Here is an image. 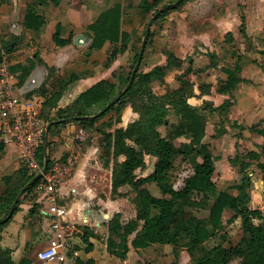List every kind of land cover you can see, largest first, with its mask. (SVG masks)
I'll list each match as a JSON object with an SVG mask.
<instances>
[{
    "label": "trees",
    "instance_id": "16d2710c",
    "mask_svg": "<svg viewBox=\"0 0 264 264\" xmlns=\"http://www.w3.org/2000/svg\"><path fill=\"white\" fill-rule=\"evenodd\" d=\"M163 1L139 0L138 8L144 15L150 12L155 15L159 9L163 8L157 18H164L176 7L169 3L160 5ZM185 1L187 0L181 2ZM47 2L58 5L61 0H31L24 19V26L27 29L38 32L43 27L45 18L36 12L35 7ZM122 14V5L116 3L102 11L87 26V34L91 38L88 51L102 48L105 42L112 44L104 62L105 67H109L119 54L124 53L130 42V33L121 29ZM145 32L146 27L143 34ZM240 32L245 37H249L243 17ZM151 36L150 33L149 37ZM226 36L227 41L233 40L231 31H228ZM53 42L60 47L71 42V36L64 37L60 23L56 24ZM21 44L16 35H11L9 38L0 35V65L4 62L5 56L16 51ZM139 49L140 45L136 48L127 71L112 72L115 82L102 79L81 92L65 106L59 104L64 92L76 80L89 76L90 71H69L58 74L53 90L46 89L43 84L35 90L37 94L44 97L41 116L48 123L74 117L73 122L79 127L92 130V138H97L96 143L104 165L108 166L110 161H113L111 196L113 198L126 196L125 192L119 191V188L123 186H129L130 192L133 193L131 201L136 211L135 217L124 222L121 214L115 213L107 222L105 243L108 251L124 258L129 250V239L134 235L131 239L134 247H146L153 243L171 244L176 255L179 248L185 247L191 257L189 264H232L234 260H237L238 264H264V216L260 208L250 206L253 175L249 172V168L255 162L261 171V180L264 181V140L256 148L249 149L245 153H237L229 158L230 163L238 167L241 176L239 181L221 190H217L213 180L216 158L208 143L204 141L207 116L210 113H216L219 116L220 126L215 128L214 136L223 134L226 126L231 123L242 129L253 130L264 138V126L255 124L241 126L231 121L229 118L232 105L230 97L217 106L209 101H204L202 107L190 105L188 98L194 95L192 74L198 70L200 72L201 69L194 70L191 59L185 66V59L176 56L172 51L166 52L164 63L154 65L148 71L138 69L132 83L123 92L130 80ZM259 52L264 57V48ZM209 56L216 58L217 55L215 52H210ZM241 58V54L238 53L233 66L222 67L226 77L217 82V92L231 93L240 82L245 81L239 74L242 70ZM37 65H44L49 75L56 72V68L49 66L38 52L28 58L26 63L11 65L9 69L17 72L20 83H24ZM216 65L214 61L207 64L206 68ZM174 69L181 71L176 76L177 85L170 87L165 84V89L156 93L153 83L159 82L164 85L166 75ZM209 87L210 85L206 83L199 84L201 92H208ZM119 95L120 98L104 113L93 117ZM124 105H130L138 113V118L126 127L113 128L121 120ZM113 109H117L120 113L104 119ZM170 114L176 121L169 122ZM68 122L70 121L54 122L49 134L53 136L60 126ZM161 125L168 126L164 135L158 129ZM220 127L223 128L221 132L218 131ZM179 137H184L188 141L176 145L175 140ZM51 143L52 140L49 139L48 167L53 161ZM6 147L8 144L0 139V157L6 152ZM67 155H63L61 159L65 160ZM146 155L156 158L154 169L149 175L139 177L136 170L146 166ZM179 155L184 161H189L193 165V171L184 179V184L180 188H175L172 183V173ZM44 157V144H42L37 152V160L40 164H43ZM22 163L23 165L15 175L2 178L0 240L3 229L12 218L13 214L9 218L6 217L13 202L21 188L34 177L27 165ZM37 182L30 184L24 191L13 213L19 208L23 198L32 191L35 193ZM153 184L157 186L161 195L152 193L149 186ZM35 196L37 197L36 194ZM226 210L233 212L227 223L240 219L241 236L235 243L228 239L227 232L220 235V240L214 239L224 228L222 218ZM29 215L31 222L37 224L38 217L42 216L37 201L33 202ZM140 222H142L141 227ZM92 233L90 229H85V241ZM90 247L89 242L88 248ZM0 264H32V261L24 256L15 262L10 249H4L0 245ZM87 264H91V261Z\"/></svg>",
    "mask_w": 264,
    "mask_h": 264
},
{
    "label": "crops",
    "instance_id": "0c3cea01",
    "mask_svg": "<svg viewBox=\"0 0 264 264\" xmlns=\"http://www.w3.org/2000/svg\"><path fill=\"white\" fill-rule=\"evenodd\" d=\"M17 1L18 3H16ZM138 2L139 0H61L58 5L47 2L43 5L35 7L36 12L45 18V24L38 32H36L32 29H27L24 26L25 15L28 7L31 5V0H0V23L2 24H0V35L9 38L7 37L9 34L6 32L9 28L10 35H16L22 41H24L25 35H28V37H31L37 44H40V42L43 43V47H50V45L44 44V42H48L49 40L53 43V46L55 45V47H60L53 42V33L55 31L56 24L60 23L64 37L71 36V42L65 45V47L69 53L71 48L73 53H75L77 50L74 46H82V43L85 42L86 38L89 41V45L91 43V38L87 34V26L92 23L102 11L112 7L116 3H120L123 11L121 29L131 35L128 48L126 49V51L130 53L132 46H135V40L140 33V23H145L146 21L145 15L138 8ZM17 6L23 8L21 15L16 17V21L8 23L9 20L12 19L13 15H15ZM242 17L245 21V15L243 14L241 16V23ZM148 21L146 22V27ZM126 24L129 28H125ZM209 30L210 29H204V31ZM228 31L232 30H227L225 34ZM111 45L112 44L110 42H105L100 49H92L90 51L87 49L86 54L88 56H94L105 52L106 56L103 55V58L99 60V65L104 66V62L108 52L110 51ZM137 47H139V45ZM39 55L45 62H48V56L51 55V53H48L47 50L43 48L41 54ZM176 56L180 57L179 55ZM83 61H86L89 64L90 57H87ZM115 61L110 64L109 67L112 69L107 76H103L94 81L93 78L99 76L93 73L73 82L75 83V86L69 88L71 86L70 85L64 92L59 102L60 106L69 104L77 95L102 79H108L109 81L115 82V76H113L112 72L114 70L122 72L121 70H123L117 69V66L119 65H116L117 63ZM17 63L22 62L16 61L15 63H10L9 66ZM48 65L53 66L51 64ZM216 66H212L211 68ZM99 68L100 66H98L97 70H99ZM69 69L64 71V73L69 72ZM85 69L87 68L80 70L71 69V71H82ZM37 72L40 71L37 70ZM55 74L56 76L58 75L57 72ZM201 83L209 84V91L201 92L199 88L200 83H198L197 86L194 84V101L191 100V97L193 96L188 98L190 105L194 107H202V103H204V101H209L212 102L214 106H217L220 104L218 101L223 102V100L228 98L229 95L238 87L242 90V93L240 96L237 95V104H233V106L231 105L229 118L231 120H237V123L241 124L243 123V120L246 119V115L253 114L257 116L256 118L258 120L263 119L262 122L264 124V107H255V100L252 96H250L253 95V92H251L253 90L250 91L249 89L244 88L245 85H243V83L239 85L241 83L240 82L238 84L239 86L237 85L231 93L227 94L217 92L216 82L202 80ZM259 86H262V89L264 90V83ZM257 96L259 100H264V95H261V91L260 94H257ZM62 101L64 104H62ZM104 118H106V116ZM137 118L138 113L135 112L130 105H127L121 112L120 122L114 125L113 128L126 127L130 122ZM174 121L176 120H170V122ZM208 123L209 120L207 116L206 134L204 139L207 135ZM69 124H67V126L59 133L60 137L65 136V140L63 139V142H59V146L57 145V156L54 155L53 157V160H57L63 155L69 154L67 157H73L75 160L70 175L66 178L59 190V201L67 207L68 214L66 219L68 224L74 230L71 237V254L68 264H87L89 261H91V264H189L191 262V257L185 247L179 248L177 255L175 254L174 247L171 244L153 243L146 247H134L131 244V239L134 235H132L129 239V250L124 258L108 251L105 243L107 235L106 225L108 220L115 213H120L122 220L126 222L135 217L136 211L131 203L129 204L126 196L116 198L111 196L113 161H110L108 166L104 165L103 160L100 158V150L98 146L94 144L95 142L86 144L85 147H80V145L77 144V141L84 140V129L81 127H75L72 125L73 123ZM81 135L83 137L82 139L79 138ZM184 141L186 142L188 139L184 138ZM8 147H12L18 157V153L14 147L11 145ZM96 154H98V156H96ZM155 161V157L146 155V166L143 169L136 170L137 175L139 177L149 175L154 169ZM129 190V186L119 188V191L122 192H128ZM34 201H37V197L35 200L34 197L31 196L23 198L19 204V208L13 213L11 220L1 233L0 245L4 249H10L12 259L15 262H18L22 257L27 256L32 261V264H43L38 258V252L48 244L50 237L49 226L51 215L47 212V206L39 203L42 216L38 217L37 224H33L31 222L29 210ZM141 224L142 222H140V227ZM87 228L93 232L88 236V242L87 240L85 241L84 238L85 229ZM89 242L91 244L90 248H88Z\"/></svg>",
    "mask_w": 264,
    "mask_h": 264
},
{
    "label": "rangeland",
    "instance_id": "374dc122",
    "mask_svg": "<svg viewBox=\"0 0 264 264\" xmlns=\"http://www.w3.org/2000/svg\"><path fill=\"white\" fill-rule=\"evenodd\" d=\"M173 2H175V0H164L160 5L171 4ZM16 3H18V1ZM22 9L23 8L20 6H17L15 15H13L8 23L16 21V17L21 15ZM152 13L153 12L147 14V19L145 15V23H140V33L138 34L135 40V46H132L130 53L125 51L118 55L117 60L115 61L117 63L116 65H119L117 66V69H123V71L129 69L130 64L132 63V55L135 48L138 45H141L144 36L142 31L144 30V26L146 27V22L148 20L150 21V18L153 16ZM243 14L245 15V26L250 35L249 37H245L242 32H240L239 24L241 23V16ZM125 28H129V26L126 24ZM204 29L210 30L204 31ZM227 30H232V41H227V36L225 34ZM6 32L9 34L7 37H10L9 28ZM150 33L152 36L148 38L146 43L139 66L140 71H148L154 65L164 63L166 58L165 52L169 50L174 51L176 55L183 57L185 59V66L188 64L189 59H191L193 69H201L200 72L198 70L192 74V80L194 81V84H196L195 86H197L198 83H201L202 80L213 81L217 84L220 79L226 77L222 67L233 66L236 61V55L239 53L242 56V70L239 74L245 79V81L241 82L239 85L243 83V85H245L244 88H247L250 91L253 90L251 91L253 92V95L250 96L255 100L256 108L258 106L261 108L264 107V100H259L257 96L258 93L260 94V91L261 95H264L262 86H259L264 83V57H262L259 52L264 48V0H187L183 3L181 2L175 9L171 10L165 18H156L153 20ZM20 41L22 42L21 46L16 51L5 56L4 62L7 65L15 63L16 61L26 63L27 59L32 57L35 51L41 54L42 49L45 48L48 53H51V55L48 56V62H46L53 65L58 74H63L64 71H67L69 68V71H71V69L80 70L87 68L85 70L90 71V74L94 73L99 76L93 78L94 81H96L103 76H107L112 69L111 67L108 68L99 65V60L103 58V55L106 56L105 52L94 56H88L86 54L89 45L87 38L85 39V42L82 43V46H74L77 50L75 53H73L72 48V52L70 51L69 53L65 46H53V43L50 40L44 42V44L50 45L51 48L48 46L43 47V43L40 42V44H37L31 37H28V35H25L24 41L21 39ZM210 52H215L217 55L216 58L210 57ZM87 57H90L89 64L88 62L83 61ZM214 61L217 64L216 67L206 68L207 64ZM260 63H263V65H260ZM98 66H100L99 70H97ZM37 70L40 72H37ZM180 72L181 71L176 69L168 72L165 77L166 82L164 85L159 82H154V91L160 93L165 89L166 85L170 87L177 85L176 76ZM37 73L41 84H43L46 89L53 90L56 82V74L53 73L52 75H49L48 70L44 65H37L30 76H37ZM73 86H75V83L71 84L69 88H72ZM241 93L242 90L237 87L229 95L230 98H228L232 101V106L233 104H237V95L240 96ZM191 98V100L194 101V96ZM218 102L222 103L221 101ZM62 104H64L63 101ZM51 112L53 113V110ZM118 113H120V111L113 109L104 119H107L109 115L115 116ZM256 117L257 116L253 114L246 115V119H244L243 123L239 125L248 126L255 124L264 126L262 122L263 119L258 120ZM169 119L171 121L176 120L172 114L169 115L168 120ZM208 120L207 135L204 141L208 143L213 156L216 158L213 180L217 185V190H221L225 189L229 184L239 181L241 176L238 167L233 166L230 163L229 158L237 153H245L249 149L256 148L263 142L264 138L253 130L242 129L231 123L226 126L223 134H217L218 136H214L216 133L215 128L220 126L219 118L216 113H210L208 114ZM231 121L237 122V120ZM69 123H73L72 125L79 127L75 122ZM67 124L60 126L56 130V134L53 136L49 134L48 140H52L51 158H53L54 155L57 156L56 152L59 142H63V139L65 140V136L60 137L59 133L67 126ZM167 127L168 126L161 125L158 129L164 135L168 130ZM222 130L223 128H218V131L221 132ZM84 132V140H78L77 144H79L80 147H85L86 144L95 142L94 144L97 146V138H92V130L84 129ZM182 141H184L183 137L177 138L175 143L176 145H179ZM96 156H98V154H96ZM22 165L23 163L19 161L12 147H6V152L0 157V188L3 187L2 178L8 175H15ZM192 171L193 165L189 161H184L181 155H179L176 160L175 169L172 173L173 186L175 188H180L183 184V180L187 175L191 174ZM249 172H251L254 178L253 188L250 190V206L262 209L264 199L259 193L260 184L258 183L261 180V171L256 166L255 162L249 168ZM261 186L264 190V185L261 184ZM150 190L155 195H161L155 184L150 185ZM125 193L129 204L131 203L134 207V204L131 201L133 193H131L130 190ZM28 196L36 197L33 191ZM232 215V211H225L222 218L224 228L218 233L219 236L214 238L215 240H220V235L227 232L228 239L232 243L237 242L241 236L240 219L238 218L227 223ZM232 264H238V261L234 260Z\"/></svg>",
    "mask_w": 264,
    "mask_h": 264
},
{
    "label": "built area",
    "instance_id": "2783aa9c",
    "mask_svg": "<svg viewBox=\"0 0 264 264\" xmlns=\"http://www.w3.org/2000/svg\"><path fill=\"white\" fill-rule=\"evenodd\" d=\"M40 85L38 74L20 83L17 72L11 71L5 62L0 65V138L14 147L31 174H39L35 186L37 202L47 206L51 215L50 237L47 246L38 252L39 260L43 264H68L74 230L66 219L67 207L59 201V190L75 160H53L46 169L37 160L48 123L41 116L44 97L35 91Z\"/></svg>",
    "mask_w": 264,
    "mask_h": 264
},
{
    "label": "water",
    "instance_id": "95a60500",
    "mask_svg": "<svg viewBox=\"0 0 264 264\" xmlns=\"http://www.w3.org/2000/svg\"><path fill=\"white\" fill-rule=\"evenodd\" d=\"M182 0H176L175 2H173L171 5L173 7H176L178 6L180 3H181ZM163 8L159 9L158 13L153 15L150 19V21L148 22L147 24V27H146V32L142 38V41H141V45H140V49H139V53H138V58H137V61L132 69V73H131V77H130V80L128 82V85L127 87L123 90V92H125L128 88V86H130V84L132 83L133 79H134V76H135V73L137 72V70L139 69V66H140V63H141V59H142V56H143V53H144V49H145V46H146V43L148 41V38H149V35H150V28H151V24L153 22V20H155L158 16V14L160 12H162ZM120 98V95L117 96V98L113 101H111L110 103H108L102 110H100L99 112H97L94 116H98V115H101L102 113H104L111 105H113L118 99ZM75 120L74 117L72 118H66V119H61V120H55L53 122H50V123H47V127H46V136H45V141H44V154H45V157H44V162H43V169H46L47 166H48V160H49V155H48V137H49V131H50V127L52 126V124L54 122H61V121H73ZM39 178V174H36L34 175V177L28 182L26 183L22 188L21 190L19 191L15 201L13 202L12 204V207L7 215L6 218H9L11 217V215L13 214V210L17 204V201L21 198L22 194L24 193V191L30 186V184L34 183L35 181H37ZM254 179V178H253ZM260 184V190H259V193L261 195V197L264 199V190L261 186L264 185V181L263 180H260L258 182ZM262 210V214L264 216V205H263V208L261 209Z\"/></svg>",
    "mask_w": 264,
    "mask_h": 264
}]
</instances>
